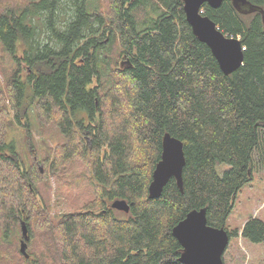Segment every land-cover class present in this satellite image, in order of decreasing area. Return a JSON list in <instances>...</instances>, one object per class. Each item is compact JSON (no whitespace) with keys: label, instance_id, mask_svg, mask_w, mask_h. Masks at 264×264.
Returning <instances> with one entry per match:
<instances>
[{"label":"trees","instance_id":"trees-1","mask_svg":"<svg viewBox=\"0 0 264 264\" xmlns=\"http://www.w3.org/2000/svg\"><path fill=\"white\" fill-rule=\"evenodd\" d=\"M247 2L203 9L244 49L242 67L225 76L182 0H0V40L18 63L0 86V264H182L173 229L201 209L231 239L264 242L257 217L226 228L264 153V0ZM31 107L65 142L26 165L10 132L20 126L35 150ZM167 133L184 144V193L173 179L151 200ZM74 160L91 170L95 198L65 214L38 186ZM116 200L128 215L112 209Z\"/></svg>","mask_w":264,"mask_h":264},{"label":"water","instance_id":"water-1","mask_svg":"<svg viewBox=\"0 0 264 264\" xmlns=\"http://www.w3.org/2000/svg\"><path fill=\"white\" fill-rule=\"evenodd\" d=\"M187 23L194 36L207 45L217 60L220 70L225 76L237 72L243 65V46L239 39L228 37L217 25L204 14V6L218 9L225 2H231L241 10L248 6L247 0H182ZM264 14V12H262ZM186 157L184 144L169 133L164 135L161 160L153 173L149 186V199H159L165 187L175 180L181 193H184V168ZM43 171V170H41ZM112 209L129 214L131 205L125 200H116ZM22 240L20 253L29 260L28 227L21 223ZM173 236L183 249L180 257L182 264H224L223 256L230 244V236L224 228H214L208 225L206 209L193 210L174 229Z\"/></svg>","mask_w":264,"mask_h":264},{"label":"rangeland","instance_id":"rangeland-1","mask_svg":"<svg viewBox=\"0 0 264 264\" xmlns=\"http://www.w3.org/2000/svg\"><path fill=\"white\" fill-rule=\"evenodd\" d=\"M17 69L18 63L0 40V86L3 87L4 82L9 81ZM21 70L22 77L27 78V66L22 65ZM29 116L33 127V146L35 148L32 153L27 149V142L24 140L26 133L19 129L20 126L10 132V139L15 140L20 159L26 165H28V159L33 155L41 160L49 152L47 146L52 149L59 142H65V137L59 128H41L38 125L33 107L30 108ZM255 165L256 170L253 172L252 181L238 192L234 200L233 210L226 227L229 231L241 228L250 218L257 217L264 221L263 152L260 155L256 154ZM37 168L43 170V165H38ZM219 169L222 172L229 167L222 165ZM44 184L38 186L40 193H43L46 200H49L52 205L57 201L58 211L65 214L80 212L86 204L95 198L96 182L91 170L83 166L80 160H74L64 173L58 177H51L45 186ZM118 213L119 217H124V213ZM22 222L25 221L20 222V228ZM25 223L27 225V222ZM223 259L225 264H264V242L251 243L242 238H232Z\"/></svg>","mask_w":264,"mask_h":264},{"label":"clouds","instance_id":"clouds-1","mask_svg":"<svg viewBox=\"0 0 264 264\" xmlns=\"http://www.w3.org/2000/svg\"><path fill=\"white\" fill-rule=\"evenodd\" d=\"M233 38V37H232Z\"/></svg>","mask_w":264,"mask_h":264}]
</instances>
